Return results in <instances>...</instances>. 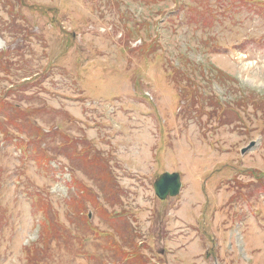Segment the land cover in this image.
<instances>
[{"label": "rangeland", "instance_id": "rangeland-1", "mask_svg": "<svg viewBox=\"0 0 264 264\" xmlns=\"http://www.w3.org/2000/svg\"><path fill=\"white\" fill-rule=\"evenodd\" d=\"M2 50L0 264H264V6L0 0Z\"/></svg>", "mask_w": 264, "mask_h": 264}, {"label": "water", "instance_id": "water-1", "mask_svg": "<svg viewBox=\"0 0 264 264\" xmlns=\"http://www.w3.org/2000/svg\"><path fill=\"white\" fill-rule=\"evenodd\" d=\"M248 148H244L243 152ZM154 187L156 194L161 199H166L168 196H176L179 194L181 188L180 174L165 172L156 179Z\"/></svg>", "mask_w": 264, "mask_h": 264}, {"label": "trees", "instance_id": "trees-1", "mask_svg": "<svg viewBox=\"0 0 264 264\" xmlns=\"http://www.w3.org/2000/svg\"><path fill=\"white\" fill-rule=\"evenodd\" d=\"M17 2V1H16ZM15 2V3H16ZM6 63H8V61H7V59L6 58H4V51H0V72H7V67H8V65H6ZM226 76H228L225 72H222V71H220L219 72V77H223V78H226ZM2 80H5L4 79V76H0V82L2 81ZM195 81L196 80H194V79H186V83H187V87L188 88H190V89H193L194 87H195ZM178 82H176V84H177ZM1 85V84H0ZM199 88L201 89V87L199 86ZM205 88V87H204ZM202 91V90H201ZM192 95V94H191ZM193 96V98H194V101H201V104H202V107H204V102L205 101H207V100H214V98L213 97H211V96H207V97H205V96H203V93H199V92H197V93H195L194 95H192ZM254 99L258 102V97H254ZM3 102H5V100H3ZM239 105H241V104H239ZM6 108H8V109H10L9 108V106L7 105V107ZM17 108H19L18 106H17ZM5 110V108H3V111ZM21 115V114H20ZM23 115H26V114H23ZM22 116V115H21ZM11 117H12V120H10L9 119V121H10V123H12V122H14L15 120H17V119H15L14 118V116H12L11 115ZM138 250H139V248H137ZM140 261H142L143 263H147V260H142V258H141V260ZM139 264H140V262H139Z\"/></svg>", "mask_w": 264, "mask_h": 264}]
</instances>
